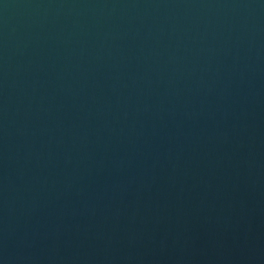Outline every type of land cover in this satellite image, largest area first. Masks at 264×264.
Segmentation results:
<instances>
[{
  "label": "water",
  "instance_id": "95a60500",
  "mask_svg": "<svg viewBox=\"0 0 264 264\" xmlns=\"http://www.w3.org/2000/svg\"><path fill=\"white\" fill-rule=\"evenodd\" d=\"M0 264H264V0H0Z\"/></svg>",
  "mask_w": 264,
  "mask_h": 264
}]
</instances>
